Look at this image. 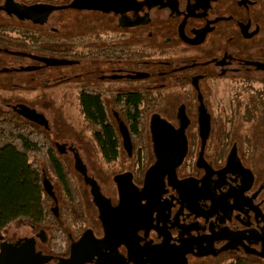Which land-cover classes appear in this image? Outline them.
Returning a JSON list of instances; mask_svg holds the SVG:
<instances>
[{
  "label": "flooded vegetation",
  "instance_id": "flooded-vegetation-1",
  "mask_svg": "<svg viewBox=\"0 0 264 264\" xmlns=\"http://www.w3.org/2000/svg\"><path fill=\"white\" fill-rule=\"evenodd\" d=\"M0 100L47 169L0 251L264 264V0H0Z\"/></svg>",
  "mask_w": 264,
  "mask_h": 264
},
{
  "label": "trees",
  "instance_id": "trees-1",
  "mask_svg": "<svg viewBox=\"0 0 264 264\" xmlns=\"http://www.w3.org/2000/svg\"><path fill=\"white\" fill-rule=\"evenodd\" d=\"M30 131L0 116V234L19 221L37 223L46 217L42 178L47 169L39 167L41 152Z\"/></svg>",
  "mask_w": 264,
  "mask_h": 264
},
{
  "label": "water",
  "instance_id": "water-1",
  "mask_svg": "<svg viewBox=\"0 0 264 264\" xmlns=\"http://www.w3.org/2000/svg\"><path fill=\"white\" fill-rule=\"evenodd\" d=\"M23 116L26 119L34 120V115L28 111H24ZM44 189L48 193H51L50 184L47 180L44 181ZM15 247V250H12L7 246L1 248L0 264H33L32 253L31 250L29 252V243L27 240L17 243Z\"/></svg>",
  "mask_w": 264,
  "mask_h": 264
},
{
  "label": "rangeland",
  "instance_id": "rangeland-1",
  "mask_svg": "<svg viewBox=\"0 0 264 264\" xmlns=\"http://www.w3.org/2000/svg\"><path fill=\"white\" fill-rule=\"evenodd\" d=\"M2 103V104H1ZM70 109L69 107L66 108V112L67 110ZM4 110H6L5 104L2 102V100H0V114H2V112H4ZM72 112L73 115L70 113ZM68 114V115H67ZM77 112L75 110H69V112L66 113V118L69 119V116L74 118V120H78V116H77ZM9 119V117H8ZM69 120H73V119H69ZM45 160V154L44 153H40L39 155V167L41 169H44V165L42 164V162ZM25 223H27L26 221H19L17 223L12 224L11 226H9V233H18V234H25L29 232V227L28 225H25Z\"/></svg>",
  "mask_w": 264,
  "mask_h": 264
}]
</instances>
